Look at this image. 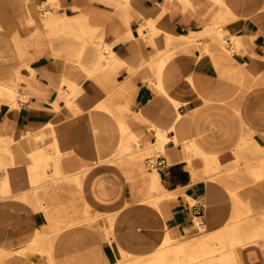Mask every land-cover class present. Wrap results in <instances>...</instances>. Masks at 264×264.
<instances>
[{
  "label": "crops",
  "instance_id": "crops-1",
  "mask_svg": "<svg viewBox=\"0 0 264 264\" xmlns=\"http://www.w3.org/2000/svg\"><path fill=\"white\" fill-rule=\"evenodd\" d=\"M0 3L29 5L0 34V228L34 193L53 264L195 256L204 239L202 263L223 246L264 264V0Z\"/></svg>",
  "mask_w": 264,
  "mask_h": 264
},
{
  "label": "rangeland",
  "instance_id": "rangeland-1",
  "mask_svg": "<svg viewBox=\"0 0 264 264\" xmlns=\"http://www.w3.org/2000/svg\"><path fill=\"white\" fill-rule=\"evenodd\" d=\"M48 1V0H47ZM41 2V1H40ZM39 2V7L41 8V16H49L50 11L48 9H45L44 6L45 4L43 2ZM29 5L25 4H10V3H0V34H2V31L4 30V22H8L7 20L11 18V15L16 14V12L20 10L27 9ZM223 33L219 35V42L223 46L224 44V38H223ZM159 139L166 141L165 135H159ZM158 149L165 154L167 151L162 148L158 147ZM129 151L133 153V149L130 148ZM153 152L152 148L145 149L142 152L143 156L149 155L150 153ZM10 224L5 225L4 227L0 228V233L1 231L4 230H9L10 231V237H11V244L9 245L10 248L5 250V254L3 251H0V264H3V260L8 257H10V264H33L30 261H25L24 259L20 258L18 256V253L24 254V252H29L32 255L35 256L39 264H53L50 258V251L47 248L48 243L46 239L50 237V235L53 234V229L50 225V221L44 220V222L40 221L39 218L36 217V213L41 211V206H40V199L39 197L32 193L30 196H27L26 198H23L22 201V207L19 206V198H11L10 199ZM22 215L23 218L20 219L18 215ZM2 213H0V220L2 219ZM20 220H18V217ZM9 228V229H8ZM36 235V236H35ZM204 235L203 232H201L198 236ZM35 236V237H34ZM35 238L34 240H31L32 238ZM26 241V242H25ZM169 243V242H168ZM9 244V243H8ZM226 247H220L216 252H213V254L218 253L221 254L222 258L217 259L214 257L212 260L208 259L205 260L206 264H227L229 259L227 258V254L225 253ZM204 252V249H203ZM222 252V253H220ZM10 253V254H7ZM191 252L187 250L185 252L182 250L178 256H175V254L169 252L171 255L172 259H170V255L168 258L171 260H157L156 256L158 255L157 253H154L152 255H149L147 257L143 258H138L135 259H130V260H125L122 261L121 264H189L188 258H190L189 254ZM200 253L198 254L199 259H202L206 254ZM212 253H210L211 255ZM182 259H180V256ZM187 257V258H186ZM224 257V258H223ZM186 258V260H184ZM147 259V260H146ZM180 259V260H179ZM137 260V261H136ZM147 261V262H146Z\"/></svg>",
  "mask_w": 264,
  "mask_h": 264
},
{
  "label": "built area",
  "instance_id": "built-area-1",
  "mask_svg": "<svg viewBox=\"0 0 264 264\" xmlns=\"http://www.w3.org/2000/svg\"><path fill=\"white\" fill-rule=\"evenodd\" d=\"M147 165L150 169L161 170L166 164V160L159 155L158 157H147ZM192 209V223L197 231H202L205 225V205L200 202H194L190 205Z\"/></svg>",
  "mask_w": 264,
  "mask_h": 264
},
{
  "label": "bare ground",
  "instance_id": "bare-ground-1",
  "mask_svg": "<svg viewBox=\"0 0 264 264\" xmlns=\"http://www.w3.org/2000/svg\"><path fill=\"white\" fill-rule=\"evenodd\" d=\"M31 16V15H30ZM32 19V18H31ZM14 81H16V80H14ZM1 87V86H0ZM20 89V88H19ZM14 91V90H13ZM18 91V90H17ZM15 92V91H14ZM13 96V95H12ZM105 221V220H104ZM206 240L204 239L203 240V243H202V247L203 248H205L204 249V252H202L203 254H206L207 255V244H206V242H205ZM182 250H184V248L181 246V245H175L174 246V248H173V250H171V252L170 251H168V250H161V251H159L158 252V255L156 256V259L157 260H161V261H165L167 258H168V256L171 254V253H173V254H175V256H178V254L182 251ZM169 252H170V254H169ZM202 254V255H203ZM206 255H203V256H206ZM18 256L20 257V258H22V259H24L25 261H30L31 263H33V264H39L38 263V261H37V259L35 258V256L34 255H32L31 253H28V252H26V253H24V254H20V253H18ZM172 259V258H171ZM147 260V259H146ZM167 260H169V261H171L169 258L167 259ZM166 260V261H167ZM188 261H189V264H206L205 263V261L202 263V260L201 259H199V257H198V255H195V256H190V258H188ZM147 262V261H146ZM149 264H152V263H149Z\"/></svg>",
  "mask_w": 264,
  "mask_h": 264
}]
</instances>
